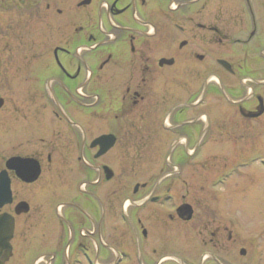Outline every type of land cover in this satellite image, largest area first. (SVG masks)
Segmentation results:
<instances>
[{
    "label": "flooded vegetation",
    "instance_id": "flooded-vegetation-1",
    "mask_svg": "<svg viewBox=\"0 0 264 264\" xmlns=\"http://www.w3.org/2000/svg\"><path fill=\"white\" fill-rule=\"evenodd\" d=\"M251 133L264 0H0V264H264L209 167Z\"/></svg>",
    "mask_w": 264,
    "mask_h": 264
},
{
    "label": "rangeland",
    "instance_id": "rangeland-1",
    "mask_svg": "<svg viewBox=\"0 0 264 264\" xmlns=\"http://www.w3.org/2000/svg\"><path fill=\"white\" fill-rule=\"evenodd\" d=\"M12 98L17 99V97ZM27 100L29 102V97ZM255 147H260L264 152V135L251 133L234 140L223 139L218 146V155L209 167L216 164L221 169H225L226 186L221 187L220 191L222 193L231 188L236 215L247 218L249 222H246L249 224L246 230H249L247 234L254 240L255 249L253 248L252 252L256 249L262 251V257L257 259L264 263V154L243 156L246 151L254 150Z\"/></svg>",
    "mask_w": 264,
    "mask_h": 264
},
{
    "label": "water",
    "instance_id": "water-1",
    "mask_svg": "<svg viewBox=\"0 0 264 264\" xmlns=\"http://www.w3.org/2000/svg\"><path fill=\"white\" fill-rule=\"evenodd\" d=\"M111 141H112V139H110L109 136H103V137H100V138L96 139L93 142V145H97L98 144L101 148H103V151H104L110 146Z\"/></svg>",
    "mask_w": 264,
    "mask_h": 264
}]
</instances>
